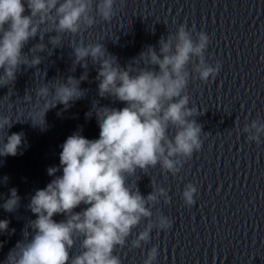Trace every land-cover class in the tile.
Returning <instances> with one entry per match:
<instances>
[{"label": "clouds", "instance_id": "1", "mask_svg": "<svg viewBox=\"0 0 264 264\" xmlns=\"http://www.w3.org/2000/svg\"><path fill=\"white\" fill-rule=\"evenodd\" d=\"M115 5L116 0H0V87L14 86L21 66L39 70V53L47 49L43 42L46 34L55 33L48 35L52 49L60 47L65 34L76 36L92 28L97 17L110 23L117 15ZM37 36L39 42L25 53V46ZM210 43V36L197 31L195 24L191 28L181 24L176 33L159 39L158 49L149 45L122 67L103 43L72 40L73 64L85 71L78 79L68 76L44 83L36 89L35 100L31 92H26L22 100L30 106L31 126L45 131L48 111L58 104L66 110L84 98L87 90L80 85L88 80L89 59L98 65V96L125 106L93 103L85 116L90 119L95 115L99 137L88 139L80 131L67 137L61 145L59 166L47 169L54 178L45 188L36 190L27 205L36 219L22 229L23 239L9 250L3 264H122L114 252L117 247H125L142 220L147 223L131 240L132 248L147 244L153 229L167 231L172 227L168 216L152 218V208L161 199L165 204L170 202L168 190L150 178L152 191L144 196L138 181L133 184L130 178L138 171L146 174L158 164L163 173L175 177L193 153L200 151L203 126L194 117L203 113L189 106L187 88L195 78L193 73L205 83L219 73L221 62L213 66L205 57ZM11 92L9 88L8 98ZM13 105L10 102L8 107ZM13 123L11 116L0 114V132H5L0 140V157L22 155V148L27 146L23 131L8 135ZM242 130L248 141L259 145L264 121L257 117ZM61 170L62 175L57 176ZM9 192L2 207L12 213L21 198L16 188ZM197 193V186L187 183L182 192L184 203L194 205ZM82 204L87 207L74 211ZM56 215L64 219L57 222L53 219ZM8 226V220H0V233L8 232ZM77 239L81 251L72 256L70 250ZM157 256V246H153L143 264H154Z\"/></svg>", "mask_w": 264, "mask_h": 264}]
</instances>
